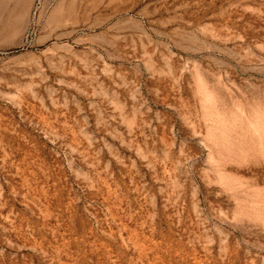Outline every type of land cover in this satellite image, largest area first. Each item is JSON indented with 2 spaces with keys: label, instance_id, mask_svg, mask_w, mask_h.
I'll use <instances>...</instances> for the list:
<instances>
[{
  "label": "rangeland",
  "instance_id": "1",
  "mask_svg": "<svg viewBox=\"0 0 264 264\" xmlns=\"http://www.w3.org/2000/svg\"><path fill=\"white\" fill-rule=\"evenodd\" d=\"M0 264H264V0H0Z\"/></svg>",
  "mask_w": 264,
  "mask_h": 264
},
{
  "label": "bare ground",
  "instance_id": "2",
  "mask_svg": "<svg viewBox=\"0 0 264 264\" xmlns=\"http://www.w3.org/2000/svg\"><path fill=\"white\" fill-rule=\"evenodd\" d=\"M211 113H212V112H211ZM215 115H217V114H215ZM215 121H216V120H215ZM258 121H259V120H258ZM258 121H257V122H258ZM225 122H226V121H225ZM225 122H224V123H225ZM249 124H250V123H249ZM251 124H252V123H251ZM256 124H257V123H256ZM218 125H219V124H218ZM216 126H217V125H216ZM253 126H254V125H253ZM255 128H256V127H255ZM214 129H215V128H214ZM214 129H213V130H214ZM220 129H221V128H220ZM213 130H212V131H213ZM222 131H223V130H222ZM222 135H224V134H222ZM258 136H260V135H258ZM223 138H224V137H223ZM258 138H259V137H258ZM258 138H257V139H258ZM255 139H256V138H255ZM223 140H224V139H223ZM258 140H259V139H258ZM259 142H260V141H259ZM259 142H258V143H259ZM215 143H216V142H215Z\"/></svg>",
  "mask_w": 264,
  "mask_h": 264
}]
</instances>
